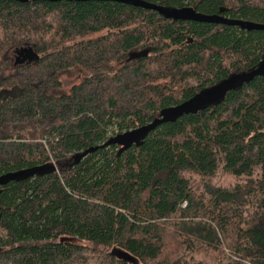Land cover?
I'll return each mask as SVG.
<instances>
[{
  "label": "trees",
  "instance_id": "1",
  "mask_svg": "<svg viewBox=\"0 0 264 264\" xmlns=\"http://www.w3.org/2000/svg\"><path fill=\"white\" fill-rule=\"evenodd\" d=\"M144 1L264 24V0ZM262 60L264 31L0 0V176L49 167L0 186V264H264V75L73 158Z\"/></svg>",
  "mask_w": 264,
  "mask_h": 264
},
{
  "label": "water",
  "instance_id": "2",
  "mask_svg": "<svg viewBox=\"0 0 264 264\" xmlns=\"http://www.w3.org/2000/svg\"><path fill=\"white\" fill-rule=\"evenodd\" d=\"M19 3L29 2H116L119 4L130 5L133 7L142 8L149 11H155L165 19L175 21H192L213 25H224L238 27L241 30L251 31H264V24H259L242 19H234L222 16L220 14L207 15L196 12L191 7L176 8L172 6H162L150 3L144 0H14ZM264 75V60L259 65L248 72H241L231 75L228 79L220 82L216 86L210 87L194 95L190 99L171 107L162 109L158 116L148 124L139 126L135 129L126 131L124 133L110 137L102 145L91 147L83 152L76 153L73 158L76 163H79L89 154L98 149L115 145L120 148L119 153L141 143L151 132H153L160 125L165 123H173L185 115L196 114L199 111L212 106L219 101L223 100L226 95L233 90L241 88L244 84L250 83L256 77ZM49 167H35L32 169H24L16 172H10L0 176V186L14 181L22 177H33L43 171L48 170Z\"/></svg>",
  "mask_w": 264,
  "mask_h": 264
},
{
  "label": "rangeland",
  "instance_id": "3",
  "mask_svg": "<svg viewBox=\"0 0 264 264\" xmlns=\"http://www.w3.org/2000/svg\"><path fill=\"white\" fill-rule=\"evenodd\" d=\"M13 55V54H12ZM14 56V55H13ZM13 63H15V56L13 57ZM14 65V64H13ZM15 71V65L12 67V69L9 71V73H12ZM62 84L59 88H55L53 90V93L56 94V95H60V94H67L69 91V88L75 84V83H78V79H68L67 77H63L62 80H61ZM223 177H220V180H222ZM219 180V181H220ZM229 180V179H227ZM68 240L70 241H73L75 242V240L71 239V238H67Z\"/></svg>",
  "mask_w": 264,
  "mask_h": 264
},
{
  "label": "flooded vegetation",
  "instance_id": "4",
  "mask_svg": "<svg viewBox=\"0 0 264 264\" xmlns=\"http://www.w3.org/2000/svg\"><path fill=\"white\" fill-rule=\"evenodd\" d=\"M18 58V57H17ZM17 58H16V60H17Z\"/></svg>",
  "mask_w": 264,
  "mask_h": 264
}]
</instances>
